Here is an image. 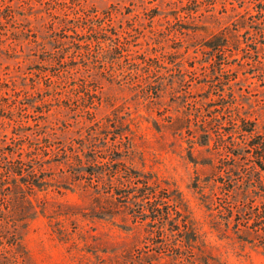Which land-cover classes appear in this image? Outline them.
Masks as SVG:
<instances>
[{
  "label": "rangeland",
  "instance_id": "rangeland-1",
  "mask_svg": "<svg viewBox=\"0 0 264 264\" xmlns=\"http://www.w3.org/2000/svg\"><path fill=\"white\" fill-rule=\"evenodd\" d=\"M244 129L264 0H0V264H264Z\"/></svg>",
  "mask_w": 264,
  "mask_h": 264
},
{
  "label": "trees",
  "instance_id": "trees-1",
  "mask_svg": "<svg viewBox=\"0 0 264 264\" xmlns=\"http://www.w3.org/2000/svg\"><path fill=\"white\" fill-rule=\"evenodd\" d=\"M243 132H245L246 134H248L251 138V140L248 141V147L249 149L251 150L252 152V155L255 153L257 154L258 156H260L262 159L264 158V138H263V141H259L255 138V136L253 135V132L254 130L253 129H244ZM264 137V133H263V136ZM147 182L145 183V185L147 186ZM141 192H145V191H141ZM153 203H156V202H153ZM150 211V219L153 217L154 219H159L161 222H160V230L162 228H164L166 226V217L168 216V213L166 211H164L162 209V207L160 208V205L159 204H152L150 209H148ZM154 219H151V220H154ZM148 220H146L147 222ZM151 223V222H149ZM146 225H148V223H145ZM177 225V231L179 232V234H185V236L183 237H179V242L185 244V247L192 251L194 253V251L197 249L195 246L197 240L196 239H189L188 237H186L187 233L188 232H192V233H195L194 229L192 228V223L188 222V221H183V222H178L176 223ZM161 232V231H160ZM160 237H161V233H159ZM159 237V238H160ZM198 250V249H197ZM160 257V254L159 256H157L156 258L158 259H153V261H150L146 264H153V262H158L160 261L159 259ZM213 260V259H212ZM208 260V257H206V264H216L219 263L218 261H215V260Z\"/></svg>",
  "mask_w": 264,
  "mask_h": 264
}]
</instances>
